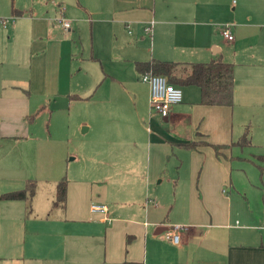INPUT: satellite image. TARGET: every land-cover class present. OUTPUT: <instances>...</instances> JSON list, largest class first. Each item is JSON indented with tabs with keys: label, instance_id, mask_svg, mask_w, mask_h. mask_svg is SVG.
<instances>
[{
	"label": "crops",
	"instance_id": "crops-1",
	"mask_svg": "<svg viewBox=\"0 0 264 264\" xmlns=\"http://www.w3.org/2000/svg\"><path fill=\"white\" fill-rule=\"evenodd\" d=\"M56 4L68 32L54 21ZM3 17L13 21L0 24V195L29 182L35 193L0 200V264H264L255 161L264 155L256 138L264 137V0H0ZM213 59L233 64V105H202L198 87H180L181 103L167 118L149 117V130V88L136 64L182 63L183 76ZM86 104L98 117L99 166L68 164L66 202L55 208L64 174L45 176L47 200L38 196L26 159L53 171L55 152L32 127L43 112ZM245 131L251 147L211 146ZM190 141L207 145L179 146ZM173 225L186 227L178 244L165 237Z\"/></svg>",
	"mask_w": 264,
	"mask_h": 264
},
{
	"label": "rangeland",
	"instance_id": "rangeland-1",
	"mask_svg": "<svg viewBox=\"0 0 264 264\" xmlns=\"http://www.w3.org/2000/svg\"><path fill=\"white\" fill-rule=\"evenodd\" d=\"M91 106L86 104L85 106H80L77 108H72L70 111L64 110L59 114H52L50 112H43L38 116L33 124L32 131L33 137H47V141H43L42 149L46 151L48 148H52L54 153V170H48L46 168H31L27 164V173L28 176H33L32 179L36 181L37 194L41 196L43 200H47L49 193V185L46 183L45 176L55 174V169L60 168L62 174L66 175L67 165L69 164L73 172L84 171L89 168L98 167L99 164L98 156L91 155L92 151H95L100 144L98 141V135L100 134L99 128L96 129V126L93 122H98V117L95 115L94 111H91ZM149 112V105H148ZM149 116L145 121L146 127H149V130H153L154 126L149 122ZM160 121L159 117H156L155 121ZM92 125V129L83 133V128H88V124ZM161 123H163L161 121ZM258 142L264 144V137H256ZM39 139V138H38ZM36 142L37 147H41V144ZM30 147L35 146V144L27 143ZM28 148L30 150L31 148ZM261 152L264 153V146H262ZM45 153V152H44ZM29 155V154H28ZM51 156H53L51 154ZM76 157V160L69 161L70 158ZM46 160V156L44 157ZM174 158H172L173 160ZM59 169V170H60ZM22 174V170L20 171ZM37 176V177H36ZM53 176V175H52ZM36 178V179H35ZM261 179L264 182V173L261 176ZM23 181V179H20ZM12 184L15 182L11 181ZM259 186V184H257ZM263 189V190H262ZM257 195L264 197V188L260 185L257 189ZM45 196V197H44Z\"/></svg>",
	"mask_w": 264,
	"mask_h": 264
},
{
	"label": "trees",
	"instance_id": "trees-1",
	"mask_svg": "<svg viewBox=\"0 0 264 264\" xmlns=\"http://www.w3.org/2000/svg\"><path fill=\"white\" fill-rule=\"evenodd\" d=\"M182 63L172 61L151 60L136 64V70L139 74L151 73L163 75L170 84L177 87L196 86L200 90V104L208 106H228L233 105L234 95V77L233 64L224 62L221 59H213L206 63H191L189 71L185 75H177V71ZM73 98L79 99L78 96ZM203 145H207L201 141H190L179 144L180 147L187 150H195ZM218 154L222 149H230L237 147L244 149L251 147L252 143L248 132L239 137L234 142L226 145H211ZM256 166L262 176L264 167L259 163H264V155L256 156ZM259 162V163H258ZM67 178L62 176L55 185V199L53 207H63L67 197ZM35 193V187L32 182L26 183L25 187L3 193L0 200L16 201L30 200Z\"/></svg>",
	"mask_w": 264,
	"mask_h": 264
},
{
	"label": "built area",
	"instance_id": "built-area-1",
	"mask_svg": "<svg viewBox=\"0 0 264 264\" xmlns=\"http://www.w3.org/2000/svg\"><path fill=\"white\" fill-rule=\"evenodd\" d=\"M56 8L59 11V15L54 18V21L59 24L64 32H68L71 29V21L64 16L65 8L61 4H56ZM9 20L13 21L12 17L0 18V24L5 26ZM222 35L228 41L233 40V36L229 29L226 27L222 29ZM140 80L147 84L149 88V117L167 118L170 112V108L173 105L179 104L182 101L181 88L170 84L167 78L163 75L145 73L140 75ZM91 212L106 211V207L103 205L92 204L90 206ZM264 226V225H263ZM186 227L181 225H173L165 233V237L173 244H178L181 240V232L185 231Z\"/></svg>",
	"mask_w": 264,
	"mask_h": 264
}]
</instances>
